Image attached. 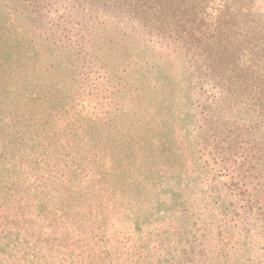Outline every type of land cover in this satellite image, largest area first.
I'll return each mask as SVG.
<instances>
[{
    "label": "trees",
    "instance_id": "16d2710c",
    "mask_svg": "<svg viewBox=\"0 0 264 264\" xmlns=\"http://www.w3.org/2000/svg\"><path fill=\"white\" fill-rule=\"evenodd\" d=\"M0 264H264V0H0Z\"/></svg>",
    "mask_w": 264,
    "mask_h": 264
},
{
    "label": "rangeland",
    "instance_id": "374dc122",
    "mask_svg": "<svg viewBox=\"0 0 264 264\" xmlns=\"http://www.w3.org/2000/svg\"><path fill=\"white\" fill-rule=\"evenodd\" d=\"M100 46L105 45L106 43L116 44L117 43V37L112 33V31H106L105 36L101 39L96 40ZM133 45H128V55H138V57L144 59V61H147L148 63H152L156 70L157 75L149 74L148 72H145L143 69V72L145 73L144 76L147 79L148 84H151L153 87L156 88H162L165 87L172 91V98H176L173 101V111L179 114L178 118L182 117L181 110L178 106L179 100L183 98V96L180 93V90L182 89V85L184 84L183 80V67L182 63L179 59V57L173 55L172 53H165L163 55L167 56V58L162 57L159 58L162 54L161 48H158L155 46L153 48L154 52L145 53V51H141L140 49L136 50V54H133L134 50ZM160 52V55L157 56V53ZM162 55V56H163ZM136 62H140V59H137ZM146 66V65H143ZM149 67V66H148ZM166 76L164 78V76ZM164 78L161 80V78ZM180 94V96H179ZM180 98V99H179Z\"/></svg>",
    "mask_w": 264,
    "mask_h": 264
}]
</instances>
